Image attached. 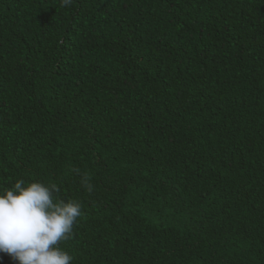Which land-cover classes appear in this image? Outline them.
Listing matches in <instances>:
<instances>
[{
    "label": "trees",
    "instance_id": "trees-1",
    "mask_svg": "<svg viewBox=\"0 0 264 264\" xmlns=\"http://www.w3.org/2000/svg\"><path fill=\"white\" fill-rule=\"evenodd\" d=\"M60 5L0 0V196L79 201L70 264H264V0Z\"/></svg>",
    "mask_w": 264,
    "mask_h": 264
},
{
    "label": "clouds",
    "instance_id": "clouds-1",
    "mask_svg": "<svg viewBox=\"0 0 264 264\" xmlns=\"http://www.w3.org/2000/svg\"><path fill=\"white\" fill-rule=\"evenodd\" d=\"M72 0H61V7ZM88 194L94 185L87 172L74 169ZM23 179L0 196V252L19 264H70L73 257L60 244L74 238L83 215L79 201L65 202L57 184L42 182L27 186Z\"/></svg>",
    "mask_w": 264,
    "mask_h": 264
}]
</instances>
